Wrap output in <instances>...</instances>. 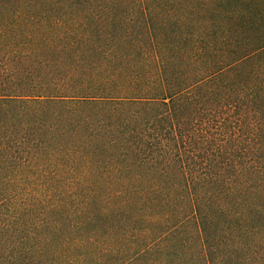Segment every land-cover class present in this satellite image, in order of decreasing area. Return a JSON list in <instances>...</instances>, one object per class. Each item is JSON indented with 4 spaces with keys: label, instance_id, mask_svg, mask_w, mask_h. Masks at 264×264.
Here are the masks:
<instances>
[{
    "label": "trees",
    "instance_id": "obj_1",
    "mask_svg": "<svg viewBox=\"0 0 264 264\" xmlns=\"http://www.w3.org/2000/svg\"><path fill=\"white\" fill-rule=\"evenodd\" d=\"M0 264H264V0H0Z\"/></svg>",
    "mask_w": 264,
    "mask_h": 264
}]
</instances>
